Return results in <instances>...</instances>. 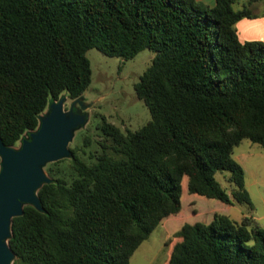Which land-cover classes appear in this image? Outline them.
<instances>
[{
	"label": "trees",
	"instance_id": "1",
	"mask_svg": "<svg viewBox=\"0 0 264 264\" xmlns=\"http://www.w3.org/2000/svg\"><path fill=\"white\" fill-rule=\"evenodd\" d=\"M254 1L235 9L236 0H0L6 146L36 130L51 102L83 95L89 49L124 60L154 52L134 85L151 119L133 131L102 117L99 139L84 135L69 159L47 164L42 210L26 204L12 219V264H129L180 213L185 177L191 194L252 205L233 153L242 139L264 149V43L242 42L235 28L255 16ZM173 237L167 264H264V229L249 217L214 213Z\"/></svg>",
	"mask_w": 264,
	"mask_h": 264
},
{
	"label": "rangeland",
	"instance_id": "2",
	"mask_svg": "<svg viewBox=\"0 0 264 264\" xmlns=\"http://www.w3.org/2000/svg\"><path fill=\"white\" fill-rule=\"evenodd\" d=\"M233 7L241 9L235 4ZM86 55L92 71L89 87L76 100L65 96V111L73 106L74 112L86 116V123L74 130L73 138L68 144L69 150L81 146L84 135H89L94 141L99 139L97 126L101 123L102 117L122 129L129 128L133 131L151 119L148 108L137 97L134 85L152 62L154 57L152 50L144 49L129 60L107 56L96 48L89 49ZM24 137L28 138L29 134ZM96 148L93 142L87 151ZM233 156L244 169L245 187L252 205L246 202L227 205L218 199L191 194L188 192L185 177L182 182L180 213L158 225L132 254L129 264H167L171 246L176 241L173 233L184 223L192 224L197 221L208 223L214 213L228 215L235 221L249 217L254 225L264 229V149L249 139H242L234 148ZM47 164L43 167L46 174ZM67 164L68 160L63 162L62 166ZM216 178L231 194L233 185L226 180V175L217 173ZM165 242L168 243L167 248Z\"/></svg>",
	"mask_w": 264,
	"mask_h": 264
},
{
	"label": "water",
	"instance_id": "3",
	"mask_svg": "<svg viewBox=\"0 0 264 264\" xmlns=\"http://www.w3.org/2000/svg\"><path fill=\"white\" fill-rule=\"evenodd\" d=\"M65 99L51 102L38 128L19 145L11 147L0 142V264H12L14 259L7 242L12 219L23 214L26 204L42 210L37 191L51 181L43 167L70 156L68 144L74 130L86 123V116L74 112L73 106L64 110Z\"/></svg>",
	"mask_w": 264,
	"mask_h": 264
},
{
	"label": "crops",
	"instance_id": "4",
	"mask_svg": "<svg viewBox=\"0 0 264 264\" xmlns=\"http://www.w3.org/2000/svg\"><path fill=\"white\" fill-rule=\"evenodd\" d=\"M209 6L215 4V0H198ZM248 0H236L235 5L242 7ZM252 11L255 14L252 18H242L236 24L237 35L244 41H259L264 43V0H256L252 3Z\"/></svg>",
	"mask_w": 264,
	"mask_h": 264
}]
</instances>
